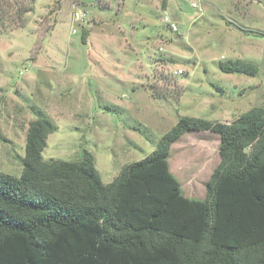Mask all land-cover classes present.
<instances>
[{
  "label": "rangeland",
  "instance_id": "rangeland-1",
  "mask_svg": "<svg viewBox=\"0 0 264 264\" xmlns=\"http://www.w3.org/2000/svg\"><path fill=\"white\" fill-rule=\"evenodd\" d=\"M25 18L0 27L3 173L19 176L29 123L41 117L53 125L42 159L77 161L87 150L107 183L181 115L228 122L264 106V0H34ZM229 59L257 71L222 72ZM218 142L189 130L170 144L184 196H205Z\"/></svg>",
  "mask_w": 264,
  "mask_h": 264
},
{
  "label": "trees",
  "instance_id": "trees-1",
  "mask_svg": "<svg viewBox=\"0 0 264 264\" xmlns=\"http://www.w3.org/2000/svg\"><path fill=\"white\" fill-rule=\"evenodd\" d=\"M34 0H0L21 27ZM84 38L83 35H81ZM254 75L253 61L218 62ZM52 123H29L19 176L0 171V264H264V106L225 122L181 115L144 157L103 183L92 154L43 160ZM218 136L203 198L186 197L167 161L186 131Z\"/></svg>",
  "mask_w": 264,
  "mask_h": 264
},
{
  "label": "built area",
  "instance_id": "built-area-1",
  "mask_svg": "<svg viewBox=\"0 0 264 264\" xmlns=\"http://www.w3.org/2000/svg\"><path fill=\"white\" fill-rule=\"evenodd\" d=\"M163 21L166 23L170 30L178 31L177 24L173 20L169 19L167 16H164ZM174 73H181V69L174 70Z\"/></svg>",
  "mask_w": 264,
  "mask_h": 264
}]
</instances>
